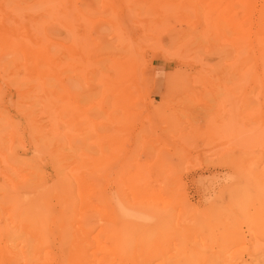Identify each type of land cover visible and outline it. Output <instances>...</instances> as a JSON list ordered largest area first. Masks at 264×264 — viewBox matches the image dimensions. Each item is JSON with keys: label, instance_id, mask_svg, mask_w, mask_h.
Instances as JSON below:
<instances>
[{"label": "rangeland", "instance_id": "obj_1", "mask_svg": "<svg viewBox=\"0 0 264 264\" xmlns=\"http://www.w3.org/2000/svg\"><path fill=\"white\" fill-rule=\"evenodd\" d=\"M253 1L239 50L219 0H0V189L47 208L39 264L79 263L62 254L84 215L91 264H264Z\"/></svg>", "mask_w": 264, "mask_h": 264}, {"label": "bare ground", "instance_id": "obj_2", "mask_svg": "<svg viewBox=\"0 0 264 264\" xmlns=\"http://www.w3.org/2000/svg\"><path fill=\"white\" fill-rule=\"evenodd\" d=\"M218 1V0H217ZM219 1H221V3H224V7H222V13L224 14V16H223V14H222V16H223V20H225V21H227L226 23L227 24H230V26H231V28H232V30H233V33L234 34H232L231 36L233 37V40H232V43H231V45H233L232 47H234L235 49H236V47L240 50V49H242V47H244V45L246 44V42H247V40H248V37H249V35L251 34V32H250V29L249 28H246V26H245V24H248L249 23V21H250V18H251V16H250V8L251 7H253V5L255 4V3H253L254 1L253 0H219ZM241 11L242 13H243V16H241V15H239L240 17H242V19H240V18H238L237 17V11ZM226 14H227V17H226ZM262 19H264V5H262ZM219 22V21H218ZM221 22H224V21H221ZM220 23V22H219ZM225 23V22H224ZM222 24V23H221ZM224 25V24H223ZM259 28V31L257 32V33H254V36L256 37L255 39H257V37L259 36L260 37V44H261V48H262V51H264V25H262V27L261 26H259L258 27ZM219 35H220V33H219ZM218 38V37H217ZM217 42H218V40H217ZM213 44V43H212ZM184 47V46H183ZM219 51V50H218ZM179 80V79H178ZM43 180V179H42ZM41 179L39 180V181H37V182H35L33 185H32V187L30 188V189H26L25 190V192H28V193H32L33 191H35L37 188H39V187H42L41 185H42V183H43V181H42ZM52 182V181H51ZM47 183V182H46ZM45 183V184H46ZM49 183V182H48ZM46 185H48V184H46ZM50 185H51V183H50ZM44 187V186H43ZM67 187V186H66ZM64 188V187H63ZM67 190V189H66ZM0 192H1V197H0V206H2L6 201H8V204H9V206L10 207H14L13 209H1L0 208V241H5L6 242V244L8 245V243L9 244H12V243H16V245H17V243H18V248H13V249H7V251H6V253H5V255H2L1 256V258H0V264H18L19 263V261L21 260V256L22 257H24V258H26V259H28L29 261H30V264H39L38 263V260H37V257H43V256H41L43 253H41V249H42V247L43 246H41V248L40 249H37L36 248V242L37 241H39V239L37 240L36 239V237H38V235L36 234V233H34V224H36L37 223V220H36V223H33V219L34 218H32V217H34V214H37L38 215V213L40 212H45L46 210H47V208L46 209H25L22 205H21V200H17V204H19V205H16V199L13 197V195L11 194V193H9L6 189H4V188H1L0 189ZM65 193H68V192H65ZM67 195V194H66ZM61 196V195H60ZM64 196H65V194H64ZM68 196V195H67ZM41 203H42V205H43V200H39ZM70 201V200H69ZM85 201V200H84ZM61 202V201H60ZM79 202V201H78ZM46 203V202H45ZM45 206V205H44ZM49 208V207H48ZM51 208V207H50ZM61 208H63V207H61ZM8 210V211H7ZM51 210V209H50ZM57 210V209H56ZM59 210V209H58ZM61 210V209H60ZM63 210V209H62ZM66 210V212H69L70 211V209H64V211ZM68 210V211H67ZM73 211H70L71 213H68V215L69 214H72L73 212H75L76 214H77V212H79L78 214L80 215V214H83V213H85V212H87V209H72ZM55 211V210H54ZM63 211V212H64ZM50 212V211H49ZM58 212V214H59V211H57ZM62 212V211H61ZM60 212V213H61ZM81 212V213H80ZM83 212V213H82ZM75 213H73L72 215H74ZM13 215L10 219H11V224H12V228L13 229H11V231H10V229L8 230L7 229V224H5V223H3V221H2V218H1V215L3 216V215ZM42 214V213H41ZM46 214H47V212H46ZM46 214L44 215L45 217H47L46 216ZM75 214V215H76ZM77 214V215H78ZM36 215V216H37ZM49 215V214H48ZM52 216H53V213L51 214ZM61 215V214H60ZM71 215V216H72ZM74 215V216H75ZM50 217L49 216V218L51 219V218H53V217ZM71 216H67V218L69 217V220H70V217ZM81 216V215H80ZM80 216H77V217H75L77 220H75V221H79V218H80ZM4 217V216H3ZM37 217H39V216H37ZM82 217H83V215H82ZM43 218V217H42ZM42 218L40 217L39 219H41V222L43 221L42 220ZM48 218V217H47ZM59 218V217H58ZM62 218H63V216H62ZM84 218L85 219H83V223L82 222H80L81 220H82V218L80 219V226H78L79 227V229H81V231H80V238L82 239V242H83V245H84V247H82L81 246V244H79V242H78V239H80L79 237H77V236H74V237H70L71 238V240L72 241H70L71 243L72 242H74V243H72L71 245H69L71 248V250L70 249H68L69 250V252L66 254V253H64L63 252V254L62 255H67V257H66V259H65V262H66V260L67 259H77L78 261H79V263L78 264H91L90 263V255H89V249H88V245H89V237H90V231H89V227H88V221H86V219H87V217H85V215H84ZM45 221H46V219L45 218H43ZM49 219V220H50ZM60 219V218H59ZM49 220L47 219V224L49 223ZM68 220V221H69ZM71 220H72V222H73V219L71 218ZM71 220H70V223L71 224H68V225H72V222H71ZM45 221H43L44 222V224H42V226L41 227H43V229L45 228L46 230L48 229V227L50 226L51 227V225L49 224V226H43V225H45ZM51 221V220H50ZM60 221H62V220H60ZM75 221H74V223H75ZM35 222V221H34ZM78 222V223H79ZM39 223V222H38ZM37 223V225H39ZM53 223H54V220H53ZM78 223L76 222V224L78 225ZM10 224V223H9ZM8 224V225H9ZM58 224H60V223H58ZM75 224V225H76ZM41 225V224H40ZM61 225H62V223H61ZM33 226V227H32ZM65 226V225H64ZM62 227V228H65V227H68V226H65V227ZM9 227V226H8ZM47 227V228H46ZM49 227V228H50ZM72 227H74V226H72ZM71 227V228H72ZM36 228H38V226H36L35 227V229ZM57 228H60V227H57ZM62 228H60V229H62ZM76 227H74V229H75ZM41 229V228H40ZM60 229H58V232H59V230ZM66 229V228H65ZM42 230V229H41ZM40 230V231H41ZM46 230H44V231H46ZM67 230H68V228H67ZM38 231V229H36V232ZM48 231V230H47ZM50 231V230H49ZM62 230H60V235H61V233L63 234V231L61 232ZM69 232L70 231H72L71 229L70 230H68ZM75 231L77 232V229L76 230H74V233H75ZM78 231V232H79ZM56 232V231H55ZM47 233V232H46ZM50 233H52V232H50ZM73 232H71L70 233V235L72 234ZM73 233V234H74ZM65 234L66 233H64V236H65ZM73 234L71 235V236H73ZM78 234V233H77ZM76 234V235H77ZM39 235H41V232H40V234ZM47 235V234H46ZM66 235H68V232H67V234ZM62 236V235H61ZM79 236V235H78ZM45 237V236H44ZM50 237H52L53 238V236H50ZM56 237H57V235H56ZM55 237V238H56ZM68 237V236H67ZM46 238V237H45ZM47 238H48V235H47ZM54 238V239H55ZM58 238H59V233H58ZM69 238V237H68ZM43 239V238H42ZM50 239V238H49ZM60 239V238H59ZM58 239V240H59ZM80 239V240H81ZM44 240V239H43ZM46 240V239H45ZM44 240V241H45ZM52 240V242H53V239H51ZM56 240H57V238H56ZM61 240V239H60ZM59 240V241H60ZM63 240V239H62ZM77 241V242H76ZM46 242H48V241H46ZM51 242V243H52ZM61 242V241H60ZM63 242V241H62ZM67 242V241H66ZM65 242V243H66ZM76 242V243H75ZM81 242V243H82ZM50 243V241L48 242V244ZM45 244V243H44ZM63 244V243H62ZM38 245V244H37ZM42 245V244H41ZM51 245V244H50ZM57 245H58V248H60V246H59V243H57ZM46 246V245H45ZM39 247V246H38ZM49 246H47V248H48ZM51 247V246H50ZM66 247V246H65ZM64 247V248H65ZM10 250V251H9ZM48 250H50V248H48ZM48 250H44V251H48ZM65 250V249H64ZM67 250V251H68ZM58 251H59V249H58ZM61 251H63V248H62V250ZM74 251V252H73ZM52 252H53V248H52ZM60 252V251H59ZM48 253V252H47ZM50 253V256L51 255H53V253L51 254V252H49ZM57 254H55V256H56ZM61 255V254H60ZM54 256V255H53ZM53 256H51V258H53ZM54 256V257H55ZM46 257H48L49 258V255H47ZM45 257V258H46ZM60 257V256H59ZM23 259V258H22ZM54 259H57V256H56V258H54ZM42 260V259H41ZM50 261L52 260V259H49ZM60 260H64L63 259V256H61V259ZM59 260V261H60ZM49 261V262H50ZM51 262H53V264H55L54 263V261L52 260ZM50 262V263H51ZM57 262H58V260H57ZM65 262H63V263H65ZM21 263H22V261H21ZM49 263V264H50ZM20 264V263H19ZM28 264V263H27ZM42 264H44V263H42ZM46 264H48L47 262H46ZM57 264V263H56ZM61 264V263H60ZM76 264V263H75Z\"/></svg>", "mask_w": 264, "mask_h": 264}]
</instances>
